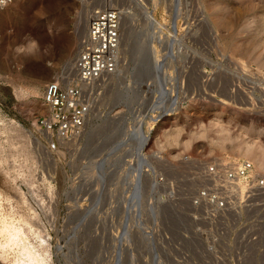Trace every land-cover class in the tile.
Here are the masks:
<instances>
[{
  "label": "rangeland",
  "instance_id": "1",
  "mask_svg": "<svg viewBox=\"0 0 264 264\" xmlns=\"http://www.w3.org/2000/svg\"><path fill=\"white\" fill-rule=\"evenodd\" d=\"M88 1L19 0L0 14V100L27 129L47 112L45 84L72 61ZM121 1L120 62L85 134L45 162L44 179L22 186L38 230L27 234L45 241L51 264H146L126 199L131 188L149 197L156 172L193 187L183 153L246 158L264 172V0ZM134 126L151 129L140 153Z\"/></svg>",
  "mask_w": 264,
  "mask_h": 264
},
{
  "label": "built area",
  "instance_id": "2",
  "mask_svg": "<svg viewBox=\"0 0 264 264\" xmlns=\"http://www.w3.org/2000/svg\"><path fill=\"white\" fill-rule=\"evenodd\" d=\"M16 1L0 0V14ZM88 4V25L78 40L71 67L63 65L44 86L47 112L27 129L5 114L0 100V129L15 120L30 136L36 161V167L30 168L34 184L44 179L48 159L55 160L67 143L85 134L96 100L120 62L125 14L121 0H89ZM129 131L136 144L140 138L137 126ZM10 136L0 130V142L6 143ZM181 156L180 161L191 166L188 178L193 187L156 172L148 186L149 197L143 188L135 189V194L131 188L126 199L150 252L145 263L264 264V172L246 158L202 157L191 152ZM27 185L24 181L21 186ZM126 214H130L128 209ZM125 231L124 225L121 235Z\"/></svg>",
  "mask_w": 264,
  "mask_h": 264
},
{
  "label": "bare ground",
  "instance_id": "3",
  "mask_svg": "<svg viewBox=\"0 0 264 264\" xmlns=\"http://www.w3.org/2000/svg\"><path fill=\"white\" fill-rule=\"evenodd\" d=\"M143 9L145 10L144 13L146 18L149 20L148 22L156 29L158 24L157 20L154 19L146 7H143ZM81 17H83V15ZM79 20L81 21L79 22L77 31L83 35L89 21L88 12H86L84 18H80ZM124 22L125 21H123V23ZM155 64L160 68L161 64H159L158 61H156ZM67 67H71V63H69ZM140 74L143 75V73H139V75ZM230 95L231 96H228V98L232 97L234 94ZM159 118L160 117H157L155 121ZM11 123L12 125L10 127L6 126L0 129L5 135L13 134L12 137L10 136L11 138H7L6 143L0 142V182L4 184V187H1L0 184V199H3L5 202L3 208L5 213L19 219L17 222L11 219L12 222H10V216H7V214L3 215V209L0 211V258L5 260L8 264H51L49 255L44 250L42 251L40 249L43 247L45 241L41 240L40 245L36 246L31 243L27 234V228H30V231L33 232L34 226L31 225L32 222L26 217L28 214L29 207L27 204H29V200L21 185L24 181H26L29 186L34 185L35 180L31 177L33 174L30 173V168L36 167L34 166L36 161L33 156V150L30 147V136L24 132L23 128L18 126L19 124L17 121L14 120L11 121ZM138 131L140 136H142L138 149V153H140L150 143L151 129L150 131H146L141 127ZM138 157L143 161L146 159V156L144 157L142 153L138 155ZM262 168L264 169V163L262 164ZM27 169L29 171H27ZM141 175L143 174L141 173ZM34 211L37 216L40 217L38 212L36 210ZM35 230L33 233L37 234L38 230H36L37 232H35Z\"/></svg>",
  "mask_w": 264,
  "mask_h": 264
}]
</instances>
